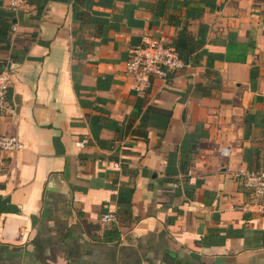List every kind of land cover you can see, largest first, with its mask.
<instances>
[{
  "label": "crops",
  "instance_id": "1",
  "mask_svg": "<svg viewBox=\"0 0 264 264\" xmlns=\"http://www.w3.org/2000/svg\"><path fill=\"white\" fill-rule=\"evenodd\" d=\"M145 35L191 56L138 95ZM2 70L0 264H264V0H0Z\"/></svg>",
  "mask_w": 264,
  "mask_h": 264
},
{
  "label": "built area",
  "instance_id": "2",
  "mask_svg": "<svg viewBox=\"0 0 264 264\" xmlns=\"http://www.w3.org/2000/svg\"><path fill=\"white\" fill-rule=\"evenodd\" d=\"M14 13L19 12L23 5L31 0H1ZM176 48L167 44L163 39L148 35L142 37L139 44L130 49V55L125 63L124 72L133 81V90L138 95H145L155 81L166 82L178 71L188 67ZM10 72L0 71V116H14V110L8 104V89ZM24 145L16 136H0V151L7 153L19 152ZM220 155L227 157L229 151L221 149ZM120 163H114L119 167ZM234 177L241 180L243 187L251 193L250 203L246 208L259 207L264 201V170H239ZM111 220L110 214H105L101 221Z\"/></svg>",
  "mask_w": 264,
  "mask_h": 264
},
{
  "label": "trees",
  "instance_id": "3",
  "mask_svg": "<svg viewBox=\"0 0 264 264\" xmlns=\"http://www.w3.org/2000/svg\"><path fill=\"white\" fill-rule=\"evenodd\" d=\"M174 47L176 48V50L179 52L181 59L185 62L190 64V56H191V52L190 49H187V42L184 39H180L179 41H177L174 45ZM244 59H242L243 62ZM212 88V87H211ZM210 88V89H211ZM207 92L205 93L206 95L210 94L209 89L206 90Z\"/></svg>",
  "mask_w": 264,
  "mask_h": 264
},
{
  "label": "bare ground",
  "instance_id": "4",
  "mask_svg": "<svg viewBox=\"0 0 264 264\" xmlns=\"http://www.w3.org/2000/svg\"><path fill=\"white\" fill-rule=\"evenodd\" d=\"M223 157V156H222Z\"/></svg>",
  "mask_w": 264,
  "mask_h": 264
}]
</instances>
